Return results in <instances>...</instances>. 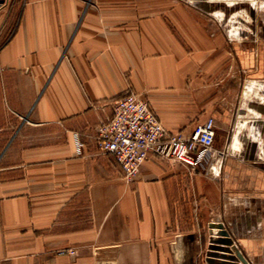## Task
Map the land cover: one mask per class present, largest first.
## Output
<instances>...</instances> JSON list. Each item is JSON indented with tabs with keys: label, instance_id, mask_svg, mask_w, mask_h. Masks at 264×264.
I'll return each instance as SVG.
<instances>
[{
	"label": "crops",
	"instance_id": "crops-1",
	"mask_svg": "<svg viewBox=\"0 0 264 264\" xmlns=\"http://www.w3.org/2000/svg\"><path fill=\"white\" fill-rule=\"evenodd\" d=\"M256 52L235 53L249 85L264 81ZM234 64L231 40L179 0H0V264H189V235L221 210L264 264V162L251 140L229 152L239 115L264 122V91L231 107ZM129 91L172 133L216 118L222 179L152 157L127 180L98 128Z\"/></svg>",
	"mask_w": 264,
	"mask_h": 264
},
{
	"label": "rangeland",
	"instance_id": "rangeland-1",
	"mask_svg": "<svg viewBox=\"0 0 264 264\" xmlns=\"http://www.w3.org/2000/svg\"><path fill=\"white\" fill-rule=\"evenodd\" d=\"M179 1L190 8L205 13L219 28L221 33L231 40V64H234V60L238 58L235 53H241L254 47L257 50L255 54L258 61L260 57V48L264 46V0ZM248 77V73L239 69L238 63L231 66V107H233L232 104H234L233 96L237 94L238 91H240V97L238 98L240 101V108L244 109H248L250 103L254 102V97L257 96L255 91H264V81H255L249 85L250 83H248V81L246 82ZM256 102L261 101L257 100ZM244 116L245 114L239 115L237 117L239 118L238 123L235 124V127L234 125L230 127L229 131L232 137L231 149L229 150L230 155L237 154L240 151L243 152V147L241 146L245 144V141L251 140L257 144V158L259 155L264 157V154H262V151H264V143L261 134V132L264 133L262 130L264 125L260 126L257 124V122H260L258 120L248 125V122L242 119ZM247 120L248 119H246V121ZM236 144L242 145L236 146ZM199 171H202V173L206 174L210 179L221 180L223 163L216 161L214 164L205 165ZM222 213L223 211L221 210L218 214L220 217H217L221 220L217 221L211 220L213 216L205 214L203 225L200 224V228L197 229V232L189 235L191 238L189 241V250L191 252L189 264H209V259H213L216 264H221L222 261H228V264H231V259L222 258V255L225 254L227 256L226 258H231L232 255L236 256L238 246L235 244L234 232L231 230V221H223L222 217L224 213ZM190 224L191 222H189V225ZM219 225H221L222 228H219ZM189 229H191V227ZM222 232H228L229 238H232L234 241L233 246L223 247L229 250L227 253L214 250L215 247L222 248V244L219 243L220 240L225 238ZM214 253L218 255H216V257H211Z\"/></svg>",
	"mask_w": 264,
	"mask_h": 264
},
{
	"label": "built area",
	"instance_id": "built-area-1",
	"mask_svg": "<svg viewBox=\"0 0 264 264\" xmlns=\"http://www.w3.org/2000/svg\"><path fill=\"white\" fill-rule=\"evenodd\" d=\"M260 100L264 104V98ZM217 133L214 117L198 124L190 135L172 133L161 123L145 95L129 91L115 102L112 118L99 126L98 145L102 152L114 156L126 179L133 180L152 157L193 171L214 164ZM77 147L80 151L82 145ZM258 158L264 160L263 156ZM64 254L76 252H60Z\"/></svg>",
	"mask_w": 264,
	"mask_h": 264
},
{
	"label": "water",
	"instance_id": "water-1",
	"mask_svg": "<svg viewBox=\"0 0 264 264\" xmlns=\"http://www.w3.org/2000/svg\"><path fill=\"white\" fill-rule=\"evenodd\" d=\"M254 108L258 112L264 113V108L263 107L262 108L254 107ZM257 124H259L261 126V125H264V122H257ZM219 228H222V226L219 225ZM222 235H223V237H225L224 239L219 241V243L222 244V248L221 247H215L214 250L222 251V252L227 253V252H229V250H226L227 248H223V247L233 246L234 241L232 240V238L231 239L229 238V233L228 232H222ZM231 252H232V250H231ZM216 255H218V254L214 253V254L211 255V257H216ZM226 257L227 256L225 254L222 255V258L231 259V264H234V263L250 264V262L246 259V257L239 250L236 251V256L232 255L231 258H226ZM208 263L209 264H216V262L213 259H209ZM228 263H229L228 261H222L221 262V264H228Z\"/></svg>",
	"mask_w": 264,
	"mask_h": 264
},
{
	"label": "bare ground",
	"instance_id": "bare-ground-1",
	"mask_svg": "<svg viewBox=\"0 0 264 264\" xmlns=\"http://www.w3.org/2000/svg\"><path fill=\"white\" fill-rule=\"evenodd\" d=\"M261 98H264V97H261Z\"/></svg>",
	"mask_w": 264,
	"mask_h": 264
}]
</instances>
